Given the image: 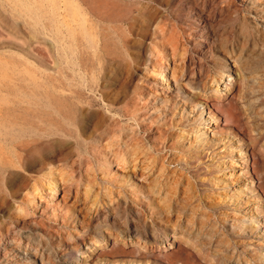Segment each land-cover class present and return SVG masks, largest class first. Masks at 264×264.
I'll use <instances>...</instances> for the list:
<instances>
[{"label":"rangeland","instance_id":"obj_1","mask_svg":"<svg viewBox=\"0 0 264 264\" xmlns=\"http://www.w3.org/2000/svg\"><path fill=\"white\" fill-rule=\"evenodd\" d=\"M0 264H264V0H0Z\"/></svg>","mask_w":264,"mask_h":264},{"label":"bare ground","instance_id":"obj_2","mask_svg":"<svg viewBox=\"0 0 264 264\" xmlns=\"http://www.w3.org/2000/svg\"><path fill=\"white\" fill-rule=\"evenodd\" d=\"M70 4H71V8H72V10L74 11V13H76V12H77V7H76L75 5H73V3H70ZM150 13H151V12H150ZM202 18H204V17H202ZM84 27H85V25L83 26V28H84ZM162 27H163V26H162ZM160 33H162V32H160ZM179 38H180V37H179ZM167 39H168V41L171 42V44L174 46V39H173L172 37H170V36L167 37ZM204 42H206V41H204ZM236 61H237V60H236ZM237 63H238L239 66H241V63H242V62L239 60V61H237ZM239 66H238V67H239ZM245 78H246V77H245ZM234 97H235V96H233L232 99H234Z\"/></svg>","mask_w":264,"mask_h":264}]
</instances>
